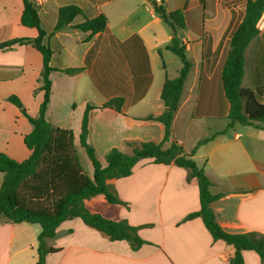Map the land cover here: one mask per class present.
I'll return each instance as SVG.
<instances>
[{"label": "crops", "instance_id": "1", "mask_svg": "<svg viewBox=\"0 0 264 264\" xmlns=\"http://www.w3.org/2000/svg\"><path fill=\"white\" fill-rule=\"evenodd\" d=\"M154 2L34 0L42 27L53 32L49 39L52 67L83 69L73 76L51 73L46 119L54 126L72 130L74 145L80 148L87 106L100 107L115 97L125 99L123 113L108 108L90 112L87 140L103 167L107 166V153L114 148L131 154L137 144H159L164 140V125L146 117L164 112L163 85L166 78L178 77L182 62L166 50L172 43L174 30L155 12ZM246 2L240 20L230 0L157 3L167 13L192 11L202 3L205 5V13L192 15L191 27L176 32L193 66L172 122L171 139L164 148L177 141L190 154L198 142L209 139L196 150L193 159L212 182L211 194L221 195L211 205L218 224L231 234H264V124L236 123L228 128L229 103L221 85L225 60L218 76L216 71V87L212 76L203 75L204 52L212 47L213 52L228 53L232 35L244 18ZM69 3L77 5L83 13L72 25L103 14L108 19L107 30L94 36L71 26L53 31L59 9ZM214 4L216 12L211 11ZM23 10V0H0V44L38 36L35 28L21 24ZM258 29V37L246 51L243 87L254 92L262 90L264 102V14ZM42 68V55L32 45L17 44L0 50V154L18 162L31 155L24 138L32 126L8 98L18 97L28 114L36 117L44 95L40 91ZM89 84L95 94L87 91ZM109 91L112 92L106 94ZM220 109L223 112L219 113ZM198 119L203 121L200 132L194 124ZM218 120H225L226 125L216 127ZM80 152L83 156L85 151ZM85 164L86 173L93 177L92 163L85 159ZM188 177L189 171L174 163L163 165L153 159L141 160L131 176L109 182L111 190L126 205H112L97 197L86 206L108 219L127 220L131 226L140 227L137 233L147 244L135 251L130 243L111 241L80 218H74L62 223L56 237L47 241L48 247L60 251L50 254L46 264H229L233 247L214 240L201 218L184 221L200 208L198 181ZM2 182L0 173V187ZM40 232L37 224L0 221V264H36ZM242 256L245 264H264L254 251H243Z\"/></svg>", "mask_w": 264, "mask_h": 264}, {"label": "trees", "instance_id": "2", "mask_svg": "<svg viewBox=\"0 0 264 264\" xmlns=\"http://www.w3.org/2000/svg\"><path fill=\"white\" fill-rule=\"evenodd\" d=\"M23 3L21 24L24 27L35 28L38 31V36L34 39H14L1 43L0 50L17 44H27L32 45L41 53L43 68L40 91L44 95L36 117L28 114L18 97L8 98V101L20 110L32 126L31 132L24 138V144L31 151V155L28 159L18 162L4 153L0 154V173L3 174V182L0 187V221L13 224H37L41 227V232L37 237L38 260L36 264H46V259L50 254L60 251L48 247L47 241L56 237L57 229L62 223L74 218H80L86 226L104 233L111 241L130 243L135 251L147 244L137 233L140 227L131 226L127 220L108 219L86 206L87 202L97 197H102L112 205H126L111 190L109 182L131 176L136 165L144 159H153L154 163L163 165L174 163L189 171L188 180L197 179L200 208L189 214L184 221L201 218L214 240L224 241L228 246L233 247L234 254L229 264H245L242 256L243 251L256 252L264 262V234L254 232L231 234L224 231L217 222L211 205L221 195L211 194L212 182L205 174L204 168L199 167L193 159L196 150L207 143L209 139L198 142L190 154H186L184 148L177 141H173L170 147L164 148L165 143L171 139L172 122L193 66L187 58L186 47L181 40L174 36L172 43L166 47V50L181 60L182 68L178 77L165 80L161 92L165 110L157 117L152 115L146 117L147 120H155L164 125L163 142L137 144L133 147L131 154H125L114 148L107 153L105 157L107 166L103 167L97 158L95 148L87 140L90 112L95 109L108 108L123 113L125 99L115 97L100 107L87 106L82 120L80 145L94 169L93 177H90L82 165L81 153L76 150L74 145L73 131L54 126L46 119L52 91L51 73L61 72L73 76L83 69L52 67L53 51L49 39L53 32L49 33L42 27L41 16L34 0H23ZM154 8L155 12L175 32L191 27L193 14L205 13L203 3L196 9L186 12L175 10L167 13L164 7L156 2H154ZM82 14V10L74 3L64 5L58 11V20L53 31L71 26L74 30L89 32L90 36H94L107 30L108 19L103 14L72 25L76 17ZM263 14L264 0H247L244 18L232 35L230 48L222 67L221 83L224 97L229 103L228 128H232L236 123L242 126L264 124L262 90L254 92L243 87L246 51L260 33L258 23Z\"/></svg>", "mask_w": 264, "mask_h": 264}, {"label": "rangeland", "instance_id": "3", "mask_svg": "<svg viewBox=\"0 0 264 264\" xmlns=\"http://www.w3.org/2000/svg\"><path fill=\"white\" fill-rule=\"evenodd\" d=\"M212 1H214V3H216V0H212ZM227 1V0H226ZM229 1V0H228ZM156 2V1H155ZM157 3V2H156ZM244 3H245V0H230V4H235L234 6L237 8V10L236 11H234L233 10V12L234 13H236L237 11L239 12V14H240V16H239V20H240V18H241V15H242V7H243V5H244ZM216 4H214V8L211 10L212 12H216V6H215ZM238 20V21H239ZM216 47V46H215ZM226 50L221 54V52H216V50H215V52H213L212 51V47L210 48V49H206V51L204 52V62H205V64H206V66H205V68H204V70H203V75H209V76H212L213 77V82H214V86L216 87V71H218L217 72V76H218V73H220V69H221V67H222V64H223V62H224V60H225V56H226ZM172 57L174 58V59H176L177 61H180L179 60V58H177L176 56H174L173 54H172ZM219 62V64H218V66H217V63ZM171 66V73L173 74L174 72H175V70H173V65L171 64L170 65ZM222 85V84H221ZM91 86V87H90ZM87 91L88 92H90V91H92L93 92V94H95V90H94V88H92V84L90 85L89 84V87H88V89H87ZM112 91H109L108 93H106V94H109V93H111ZM205 102H207V101H205ZM222 106V105H221ZM204 109H206V108H204ZM219 113L220 112H223V111H221V109L218 111ZM51 120V119H50ZM202 123H203V121L202 120H200V119H198L197 121H195L194 122V124L195 125H197L199 128H198V132H200V130H201V125H202ZM226 125V121L225 120H218V121H216V127H220V128H222V127H224ZM76 147V146H75ZM76 150L78 151V152H80V151H82V148L80 147H77L76 148ZM81 153V152H80ZM84 158V159H83ZM85 159H87L88 161H90L89 160V158H88V156H86V153L84 152L83 153V156H82V165H83V167H84V169L85 170H88L87 169V166H86V164H85ZM105 203V205H108V204H106V202H104Z\"/></svg>", "mask_w": 264, "mask_h": 264}, {"label": "built area", "instance_id": "4", "mask_svg": "<svg viewBox=\"0 0 264 264\" xmlns=\"http://www.w3.org/2000/svg\"><path fill=\"white\" fill-rule=\"evenodd\" d=\"M157 3L161 4L163 0H155Z\"/></svg>", "mask_w": 264, "mask_h": 264}, {"label": "water", "instance_id": "5", "mask_svg": "<svg viewBox=\"0 0 264 264\" xmlns=\"http://www.w3.org/2000/svg\"><path fill=\"white\" fill-rule=\"evenodd\" d=\"M173 36H176V32L175 31H173Z\"/></svg>", "mask_w": 264, "mask_h": 264}]
</instances>
